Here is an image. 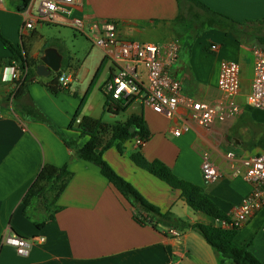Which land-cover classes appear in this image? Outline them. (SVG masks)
<instances>
[{"label":"crops","instance_id":"obj_1","mask_svg":"<svg viewBox=\"0 0 264 264\" xmlns=\"http://www.w3.org/2000/svg\"><path fill=\"white\" fill-rule=\"evenodd\" d=\"M198 1L239 23L264 19V0ZM23 5V0H5L0 4V31L13 45H25L37 64L48 48L59 52L62 64L64 60L69 62L70 67L62 68V74L72 78L68 88L70 94L62 92L55 96L37 82L29 86V92L37 106L64 135L76 139L78 147H83L89 138L81 137L76 129L69 130L68 127L101 64V75L82 117L114 125L104 120L107 113L106 84L114 72L113 65L101 48L99 51L90 50L84 62L78 61L64 47L61 39L64 32L59 31V37L50 40L40 32L45 25L23 35L21 28L25 12L18 11ZM179 14L177 0H75L71 6H60L58 21L49 25L73 29L70 22L74 18H82L88 24L111 20L117 23L118 34L124 39L161 46L177 41L180 54L172 67V74L182 81L186 95L206 103L221 96L218 88L221 63L228 60L240 64L238 104L241 113L235 119L216 122L209 128L188 120L190 130L176 137L173 132L185 124L181 116L169 119L156 114L140 101H134L121 121L124 123L131 116L142 117L152 134L142 145L144 157L148 161L163 162L178 178L200 186L220 210L230 216L252 191V186L242 176H236L235 171L243 170L245 158L264 153V123L254 120L253 109L247 105L255 51L261 47L257 38L264 39L263 25L249 23L238 27L235 32L208 30L196 35L176 22ZM212 45H218V51L213 52ZM10 57V50L0 42V59ZM90 59H93L94 67L87 64ZM137 72L145 79L142 67L139 66ZM19 75L15 67L0 68V96L14 92V80ZM50 76L52 73L39 77V81L46 83ZM98 91H102V95ZM109 115L110 119L118 117ZM20 120H23L20 111L14 112L11 107L0 108V240L13 233L25 238H44L45 241L37 243L27 257L19 256L13 247L0 246V264H219L212 247L196 232L172 235L170 232L166 234V229L156 230L136 223L133 208L96 165L74 157L73 151L43 122L21 123ZM136 151L135 139L125 144L123 154L113 147L105 152L104 159L162 212L171 211L191 224L217 226L215 219L188 208L182 201L181 191L138 168L129 155ZM203 152L211 154L214 164L223 173V178L216 183H207L203 179ZM44 165H67L72 173L55 204L57 212L53 222H48L53 208L35 201L25 215L22 203ZM176 212L184 213L185 217ZM43 223H46L43 227H37ZM234 243L239 247L250 244L252 253L264 263V209L251 216L238 231Z\"/></svg>","mask_w":264,"mask_h":264},{"label":"trees","instance_id":"obj_2","mask_svg":"<svg viewBox=\"0 0 264 264\" xmlns=\"http://www.w3.org/2000/svg\"><path fill=\"white\" fill-rule=\"evenodd\" d=\"M23 7L18 8L19 12H25L31 0H23ZM180 6V14L176 22L183 24L187 29L199 35L208 30H220L235 32L238 27L246 26L249 23H258L264 26V19L257 22H247L245 24L213 11L198 0H177ZM188 4L185 11V5ZM202 12V15L195 13V9ZM260 44H264V39L257 38ZM0 42H2L11 52L8 59H0V68L15 67L20 73L14 80L15 90L7 96H0V108L11 107L14 112L20 111L23 120L20 122L41 121L46 124L65 145L73 151L74 157L96 165L101 174L108 182L126 199L134 210L133 218L141 226H151L154 229H166L170 231L187 232L192 231L200 234L214 250L219 264H264L259 261L250 250L251 245L237 246L234 239L239 230L223 229L219 226L206 223H188L176 217L171 211L162 212L157 206L150 203L143 195L128 181L121 177L104 159V154L109 149L116 147L120 154L125 151V144L132 140H141L146 143L152 134L147 128L142 117L131 116L124 123L114 125L104 123L91 117H82L83 109L98 81L103 64L98 68L86 94L81 98V103L72 119L69 130H75L81 137H88V142L83 147H78L76 139L67 138L63 131L57 127L52 120L37 106L30 96L29 86L33 83L42 84L51 94L57 96L65 92L70 94L68 89L61 86L59 73H52L49 81L42 83L36 72L37 63L30 57L26 46L13 45L0 31ZM69 62L63 61L62 68H67ZM132 100L114 101L109 94H106L105 109L107 113L119 116L127 111ZM79 121V122H78ZM142 146H138V151L130 155V160L140 169L165 182L170 188L181 191L182 201L195 213H202L215 220H227L226 215L220 208L204 193V190L195 184L186 182L175 176L172 170L159 160L148 161L141 153ZM72 173L68 166L56 167L44 165L25 194L22 203L24 214L35 201L53 208L50 212L48 222L55 220L57 212L56 202L65 191ZM53 211V212H52ZM46 223L37 224L43 227Z\"/></svg>","mask_w":264,"mask_h":264},{"label":"built area","instance_id":"obj_3","mask_svg":"<svg viewBox=\"0 0 264 264\" xmlns=\"http://www.w3.org/2000/svg\"><path fill=\"white\" fill-rule=\"evenodd\" d=\"M4 1L0 0V4ZM73 4L75 0H33L25 11L22 34H30L39 25L55 24L58 21V8ZM70 26L106 52V58L114 68L106 84L107 94L114 101H140L156 114L169 119L181 116L185 124L173 132L176 137L190 130L188 120L209 128L216 122H227L240 115L238 97L241 93V67L238 62L227 60L221 63L218 78L221 96L206 103L186 95L182 81L172 74V67L180 54L177 41L161 46L124 39L118 34L117 23L111 20L88 24L82 18H74ZM210 49L216 52L219 46L212 45ZM139 66L145 72V79L137 72ZM59 82L63 88L68 89L72 78L63 73ZM247 105L264 111V48L261 47L255 51L253 80ZM136 141L138 146L144 144L141 140ZM242 166L243 170L237 169L235 175L242 176L252 186V191L229 219L215 220L216 225L223 229L240 230L254 213L264 209V153L245 158ZM201 170L207 183H216L223 178V173L214 164L209 152L202 153ZM170 233L178 234L174 230ZM44 241V238H25L8 233L1 238L0 246L13 247L19 256L27 257L37 243Z\"/></svg>","mask_w":264,"mask_h":264},{"label":"rangeland","instance_id":"obj_4","mask_svg":"<svg viewBox=\"0 0 264 264\" xmlns=\"http://www.w3.org/2000/svg\"><path fill=\"white\" fill-rule=\"evenodd\" d=\"M184 7H185V11H186L188 4L186 3V5ZM195 13L202 15V12L200 10H198L197 8L195 9ZM44 25L45 26L43 27V29H40V32L42 33L43 36H45L46 38H48L50 40L54 39V37H59V35H58L59 31L64 32V34H63L64 36L61 37L63 44H64V47L66 48L67 51H69V53L75 55L76 59L80 62H84L87 59V56H88V53L90 50H92V49H95L96 51L100 50V49H98V47L94 46L91 41H88L85 36L79 34L74 29L55 27L54 25H48V24H44ZM62 29H64L65 31ZM262 29H264V26L262 27ZM263 35H264V33H263ZM160 40H163V39L160 38ZM92 60L93 59H90L87 62V64L91 67H94ZM98 92L102 95V91H98ZM109 116H110L109 113H106L104 120H108V121H110V123L116 124L117 122H121L127 115L125 112L124 114H121L114 119H110ZM252 116H253L255 121L260 122V123H264V111L253 109ZM129 155H131V153ZM187 207H185V210H188ZM188 208H190V207H188ZM176 213H179L181 215V217H185L184 213H181V212H176Z\"/></svg>","mask_w":264,"mask_h":264},{"label":"water","instance_id":"obj_5","mask_svg":"<svg viewBox=\"0 0 264 264\" xmlns=\"http://www.w3.org/2000/svg\"><path fill=\"white\" fill-rule=\"evenodd\" d=\"M258 44H260L258 42ZM264 48V45H260ZM62 71V56L54 48H48L44 56L40 58V64L36 65V72L39 77H45L51 73Z\"/></svg>","mask_w":264,"mask_h":264}]
</instances>
